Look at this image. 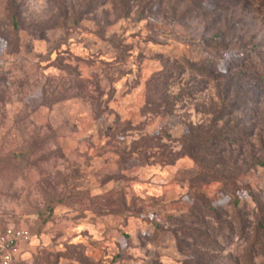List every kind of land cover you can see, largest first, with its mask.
Listing matches in <instances>:
<instances>
[{
  "label": "rangeland",
  "instance_id": "374dc122",
  "mask_svg": "<svg viewBox=\"0 0 264 264\" xmlns=\"http://www.w3.org/2000/svg\"><path fill=\"white\" fill-rule=\"evenodd\" d=\"M6 223L14 264H264V0H0Z\"/></svg>",
  "mask_w": 264,
  "mask_h": 264
},
{
  "label": "built area",
  "instance_id": "2783aa9c",
  "mask_svg": "<svg viewBox=\"0 0 264 264\" xmlns=\"http://www.w3.org/2000/svg\"><path fill=\"white\" fill-rule=\"evenodd\" d=\"M30 240L27 228L10 223L0 224V264H14L17 250Z\"/></svg>",
  "mask_w": 264,
  "mask_h": 264
},
{
  "label": "crops",
  "instance_id": "0c3cea01",
  "mask_svg": "<svg viewBox=\"0 0 264 264\" xmlns=\"http://www.w3.org/2000/svg\"><path fill=\"white\" fill-rule=\"evenodd\" d=\"M25 246H26V245H22V246L19 247V249L17 250V252H16V254H15V257L21 255L22 252H24L23 250H24V247H25Z\"/></svg>",
  "mask_w": 264,
  "mask_h": 264
},
{
  "label": "trees",
  "instance_id": "16d2710c",
  "mask_svg": "<svg viewBox=\"0 0 264 264\" xmlns=\"http://www.w3.org/2000/svg\"><path fill=\"white\" fill-rule=\"evenodd\" d=\"M15 23H16V22H14V24H15ZM15 25H16V24H15ZM204 140H205V139H201V140L199 139V140L197 141V143H195V144L192 145V147H196V146L200 145L201 143L204 142ZM206 140H207V139H206ZM187 150H190V147L187 146Z\"/></svg>",
  "mask_w": 264,
  "mask_h": 264
}]
</instances>
